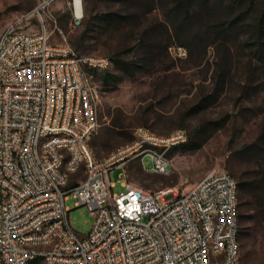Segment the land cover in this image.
Listing matches in <instances>:
<instances>
[{
  "label": "built area",
  "instance_id": "obj_1",
  "mask_svg": "<svg viewBox=\"0 0 264 264\" xmlns=\"http://www.w3.org/2000/svg\"><path fill=\"white\" fill-rule=\"evenodd\" d=\"M53 1L0 33V264H241L239 189L228 172L213 171L180 194L127 179L124 192H110L109 172L133 160L143 167L145 155L153 173H168L170 152L188 134L137 127L130 144L97 158L92 80L111 61L50 41L42 14ZM33 19L37 32L26 29ZM81 168L83 178L71 181ZM69 194L94 217L87 234L70 224Z\"/></svg>",
  "mask_w": 264,
  "mask_h": 264
},
{
  "label": "rangeland",
  "instance_id": "obj_2",
  "mask_svg": "<svg viewBox=\"0 0 264 264\" xmlns=\"http://www.w3.org/2000/svg\"><path fill=\"white\" fill-rule=\"evenodd\" d=\"M41 1L0 0V33ZM81 1L79 21L72 0H54L42 15L53 44L111 61L92 80L98 127L90 146L95 156L106 158L130 144L137 127L159 135L185 129L187 142L199 146L171 151L166 174L152 172L150 155L143 157V167L137 160L116 166L107 176L114 184L110 192H124L127 179L147 192L180 194L213 171L228 172L236 182L251 184L238 194L240 263L264 264V215L257 213V182H264V34L259 48L253 18L264 0L247 2L242 8L249 10H243L229 34L218 29L238 13L228 8V0L206 5L199 0ZM179 4L190 10L180 11ZM26 29L37 32V20ZM122 60L134 68L132 75L119 70ZM83 176L81 168L70 180ZM76 203L69 194L70 224L84 235L94 217Z\"/></svg>",
  "mask_w": 264,
  "mask_h": 264
},
{
  "label": "trees",
  "instance_id": "obj_3",
  "mask_svg": "<svg viewBox=\"0 0 264 264\" xmlns=\"http://www.w3.org/2000/svg\"><path fill=\"white\" fill-rule=\"evenodd\" d=\"M186 1H187V3H189L191 0H186ZM199 1H201V3H203L205 5L210 2V0H199ZM221 1H223V0H221ZM247 2L253 3L254 0H228V2H227L228 8L230 10L237 9L238 13L234 16L232 15V19L222 21L220 24H218V29H222L223 33H228V34L231 33V31H233V28L236 26L238 21L241 19V17H243L242 16V15H244L242 13L243 10L244 11L249 10V9L242 8L243 6H245V4H247ZM184 6H185L184 4H179L180 11L188 12V10H190L189 7L186 8ZM259 11H258V13L256 12V14L253 15V18L257 21V24L259 25L258 26V33H260V37L257 40V43L259 44L258 47L260 48L262 45V42H261L262 40L260 38L264 34V7ZM117 67L124 74H127V75L133 74L134 68L128 62H125L123 60L119 61L117 63ZM109 78H110V74L105 73L103 80L105 82H108ZM198 147H199L198 145H192L190 142H187V143L181 145L180 147H178L177 149L172 150V152L177 151V150L181 151V152H186V151L198 148ZM237 184H238L239 191L241 190L243 192H246V190L251 185L248 182H239V183L237 182ZM257 189L259 191V194L257 197L258 198V202H257L258 212L257 213L259 215H264V182H257ZM260 192H263V195L260 196ZM239 218H240V215H239Z\"/></svg>",
  "mask_w": 264,
  "mask_h": 264
},
{
  "label": "bare ground",
  "instance_id": "obj_4",
  "mask_svg": "<svg viewBox=\"0 0 264 264\" xmlns=\"http://www.w3.org/2000/svg\"><path fill=\"white\" fill-rule=\"evenodd\" d=\"M75 16L77 19L83 18V14L81 15V9H80V5H79L78 0H76V4H75Z\"/></svg>",
  "mask_w": 264,
  "mask_h": 264
},
{
  "label": "crops",
  "instance_id": "obj_5",
  "mask_svg": "<svg viewBox=\"0 0 264 264\" xmlns=\"http://www.w3.org/2000/svg\"><path fill=\"white\" fill-rule=\"evenodd\" d=\"M138 161V160H137ZM139 162V161H138Z\"/></svg>",
  "mask_w": 264,
  "mask_h": 264
}]
</instances>
